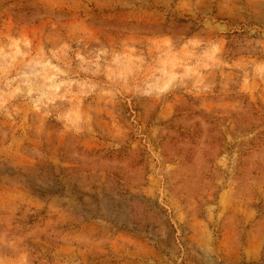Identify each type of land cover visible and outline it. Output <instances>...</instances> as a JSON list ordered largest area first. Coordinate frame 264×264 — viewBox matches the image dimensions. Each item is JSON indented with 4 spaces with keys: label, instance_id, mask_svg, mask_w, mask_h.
<instances>
[{
    "label": "rangeland",
    "instance_id": "1",
    "mask_svg": "<svg viewBox=\"0 0 264 264\" xmlns=\"http://www.w3.org/2000/svg\"><path fill=\"white\" fill-rule=\"evenodd\" d=\"M0 264H264V0H0Z\"/></svg>",
    "mask_w": 264,
    "mask_h": 264
}]
</instances>
